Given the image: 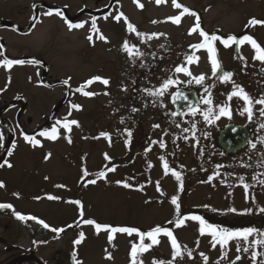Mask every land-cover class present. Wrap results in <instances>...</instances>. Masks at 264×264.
Wrapping results in <instances>:
<instances>
[{"label":"rangeland","instance_id":"1","mask_svg":"<svg viewBox=\"0 0 264 264\" xmlns=\"http://www.w3.org/2000/svg\"><path fill=\"white\" fill-rule=\"evenodd\" d=\"M177 2L199 15L200 27L207 33L224 38L251 35L264 47V26H248L253 17L264 20V0ZM139 4L136 0H0V61H26L11 70L0 67V162L4 165L0 167L4 185L0 197L42 216L57 229L63 228V232L53 233L60 238L48 245L46 253L61 251L64 257L75 252L82 264H132V244L140 243L136 233L105 229L97 233L84 220L142 232L157 225L171 230L182 256L173 260L170 239L161 234L158 245L138 255L143 264H153V260L205 264L201 253L208 258L206 264L234 260L236 264H261L264 256L253 261L252 251L264 252V247L237 253L235 240L222 258L221 247H213L212 237L201 235L199 221L190 217L201 216L233 230L253 227L264 231V184L254 179L264 173V128H260L264 116L259 112L264 106L255 104L249 120L246 112L241 115L246 107L242 99H227L232 81L253 100L264 97V63L253 59L256 53L248 43L225 47L216 41L222 71L234 74L224 83L222 72L213 75L206 50L190 47L202 40L198 33L189 35L196 17L185 14L177 25L168 18L182 9L175 8L172 0L159 5L156 0H139ZM49 10L53 14L45 15ZM121 13L117 21L115 17ZM93 20L106 40L94 32ZM69 22L83 23V27L70 29ZM128 23L146 35L130 32ZM89 35L92 41L87 39ZM125 41L143 56L135 55V49L130 56L122 47ZM190 56L199 61L189 64ZM180 65L192 76L176 73ZM201 74L206 79L197 84L193 77ZM96 76L109 81L107 85L94 81L85 87L84 91L96 95L77 91ZM169 78L180 83L162 96L146 91L159 88ZM205 88L215 105L230 103V118L221 116L209 124L200 113L174 117L170 98L176 90L193 89L201 99L207 95ZM206 107L201 103V109ZM3 119L8 127L1 123ZM65 120H76L78 126L73 125L69 132L63 128ZM232 125L245 127L251 134L248 146L235 155L225 153L218 144L219 133ZM54 126L58 130L55 140L38 135ZM25 136L41 143L34 146ZM173 170L180 173L181 180L172 175ZM101 172L105 175L100 176ZM244 184L249 186L247 190ZM174 196L179 212L172 203ZM74 201L83 205V217ZM178 216L189 217L181 227L175 223ZM80 233L84 237L75 244ZM253 238L258 237H250L249 242ZM144 242L151 243L147 237ZM240 243L241 248L246 246ZM238 255L240 260H236Z\"/></svg>","mask_w":264,"mask_h":264},{"label":"snow or ice","instance_id":"2","mask_svg":"<svg viewBox=\"0 0 264 264\" xmlns=\"http://www.w3.org/2000/svg\"><path fill=\"white\" fill-rule=\"evenodd\" d=\"M136 2L139 4V0H136ZM166 2H167V0H156V3L158 5L161 3H166ZM172 3H173V6L175 8L182 9V11L180 12L179 15L171 16L168 18L172 23L179 25L181 23L182 17L185 14H189V15L196 17V23L189 30V35L198 33L199 36L202 38V40L200 43L193 44L190 47L193 49H197V50H199V49L206 50V52L208 53L209 61H210L211 66H212L213 75H216V73L218 71L222 72L220 79L224 83H228L229 81H231V78L234 74L232 72L222 71L221 62H220L219 57H218V50L215 47L216 41H220L225 47H231L232 44H236L237 46H240V45H244L245 43H248L255 50V53H256L254 55L253 59L259 60L262 63H264V47H262L257 42V40L254 37H252L251 35H244L240 38H238L235 35H230L227 38H224L223 36H219L216 34H209L200 27V17L197 13H195L192 10H190L189 8L183 6L181 3H178L177 0H172ZM139 7L143 8V5L139 4ZM52 14H53L52 10H49L47 13H45V15H49V16ZM56 14L61 15V16L63 15L61 10H56ZM122 16H123V13L116 16L115 19L117 21H119ZM105 18H107V17H105ZM32 19L35 21L36 16L34 15L32 17ZM125 19H126V17H125ZM153 22L155 23V21H153ZM255 25L264 26V20H258L255 17H253L252 19L249 20L248 26H255ZM68 27L70 29L80 28V27H83V23L72 24L69 22ZM127 28L130 32H134L137 36L146 35V34L138 32L137 29L135 28V26L132 25L131 23H128ZM93 30H94V32L99 33V29L96 27L95 20H93ZM152 35L158 36L160 34L153 33ZM87 39L89 41H92L93 36L89 35L87 37ZM99 39L106 40L107 38L102 33H99ZM2 47L3 46L0 45V48H2ZM122 47L126 52L129 53L130 56L133 55L134 49H135V55L143 56V53L139 52L138 48H136L135 45L130 46L128 41H125L124 44L122 45ZM194 61L198 62L199 58L198 57H192V56L188 57V63L189 64H191ZM25 63H26V61L22 60V59H15L14 60V59L5 58L3 61H0V67H5L6 69L11 70V68L14 65H23ZM175 72L176 73H185L190 77L192 76L191 71L187 67H185L184 65L177 66L175 68ZM193 79L195 80V82L197 84H201L206 79V77L203 74H201L200 76L193 77ZM94 81H102V83H104L105 85H107L109 83V81L107 79H103L102 77L96 76V77H93L92 79L86 81L84 85H82L80 88L77 89V91L82 92L83 95L89 96V97L96 95V93H94V92L84 91L85 87L92 84ZM64 83L67 84L68 81H65ZM178 83H180V82L175 80V79L169 78V79L163 81V83L160 85L159 88H156L155 90L150 89V90H146V91H148L149 95L162 96L167 89H169L171 86H174ZM189 83H191V81H189ZM232 83H233L234 87H233V90L230 93H228V95H227L228 101L230 102L233 99V97H238V98L242 99L245 102L246 107L241 112V115H243L246 112L248 114L249 120H251L252 116H253V110H252L253 106L255 104H259V105L264 106V97H261L260 99L253 100L250 97V95L247 92H245L244 88L241 85L235 84L234 81H232ZM205 92L207 93V95L204 97H201V101H200L204 105H207V107L204 109H201L199 107V103L189 101V97L186 94L181 93V92H177V93L173 94L172 102L175 103L177 97L183 99L184 101L188 102V107H189V111H190L191 115L195 116L199 112L203 116V119L209 124H211L213 122V120L219 119L221 116H227L230 118L231 117L230 103L215 105L214 101L212 99L211 92H209L207 88H205ZM72 107L75 109L81 108L80 105H72ZM259 112H260L261 116H264V107H261ZM177 114H179V113H173V115H177ZM69 115H70V113H69ZM57 123L59 124L60 122L58 121ZM73 125L78 126V121H76V120H65V122L63 123V128H65L69 132H71V128ZM177 126L179 127V125H177ZM154 127H159V125H155ZM260 128H264V123L260 124ZM192 129L193 130L195 129V123L192 124ZM57 131H58L57 127L54 126L50 132L48 130H44V131H41L40 133H38V135L43 136V137H47L48 139L55 140L57 138ZM184 131L187 132V131H189V129H184ZM194 134L195 133L193 131V135ZM101 135H106V134L102 133ZM130 135H131V133L129 132V136ZM25 139L28 140L29 142H32L34 144V146L39 145L41 143L39 140H36L34 137L25 136ZM69 142H71L70 138H69ZM160 146L164 147L165 145L163 142H160ZM251 146H252V148H256L255 143H253ZM5 163H7V162H5ZM3 166L4 165L0 164V167H3ZM11 166H12L11 164H8V167H11ZM218 167H221V166H218ZM164 169H165V173L167 174L169 171V166H168L166 161L164 163ZM108 170L109 171H115V168H110ZM84 175L85 176L88 175L86 169H84ZM99 175L104 176L105 173L101 172V173H99ZM172 175H174L177 180H181V175L179 172H176L173 170ZM240 179H241V181H243L244 178L241 177ZM254 179H255V177H254ZM87 183L94 184V183H96V181L95 180H88ZM118 183H120V182H118ZM261 183L264 184V181H261ZM3 186H4L3 183L0 182V187H3ZM124 186L130 187V185H128L127 183H125ZM182 186L183 185H182V181H181V188H182ZM244 187L247 190V188L249 186L247 184H244ZM48 199H58V197L49 196ZM74 203L80 205V215H81V217H83V215H84L83 205L81 204L80 201H74ZM172 203L174 205H176L177 212H179L180 206L178 203V197L174 196L172 198ZM0 208L11 209V208H13V206L11 204H0ZM230 210L233 212L236 211L235 209H230ZM261 211H264V209H261ZM15 214H16V217L22 221H26L28 219H33V220L37 219L36 217L25 216L21 213H15ZM188 218L189 217H182L181 218L178 216V218L175 222L176 226L177 227L183 226L185 220ZM190 218L193 220L199 221V224H200L199 232L201 235L208 234L212 237V246L213 247H216V245H219L221 247L222 258L227 257L228 246L233 240L236 241L237 253H239L241 250L244 252H248L249 248L256 249L257 247H264V231H262L260 229L249 227V228L233 230V229L221 227L219 225L211 224L201 216H191ZM39 223L41 225H43L45 228L49 227V225L46 224L43 220H40ZM84 223L89 224V225H94L96 230H97V233H99V230H101V229L110 230L111 233L121 232V233H127L128 235H132L133 233H136L139 236L140 243L139 244H136V243L132 244L131 251H130V256L132 258V264H143L142 260H138V255L149 251L152 246L158 245L160 243L158 237L161 234L167 236L170 239L171 247L173 249V260H175L177 257H181L183 254L182 250H181V245L178 243L173 232L171 230H169L168 228H165V227H162L159 225L152 228L150 231L142 232L139 229L134 228V227L113 228L110 225H101L94 220H84ZM169 223H171V221ZM51 230L53 232H57V233L64 231L63 228H59V229L52 228ZM83 237H84V234L80 233V239H77L76 241H74V243L75 244L81 243V240L83 239ZM146 237L151 241V243L146 244L144 242ZM250 237H258V238H253L249 242ZM112 238H113L112 235H110L109 241H111ZM241 241H243L246 245L243 248H241V243H240ZM198 243L199 242L197 241V244ZM188 255L191 256V253L189 252ZM201 256L204 257L205 264H206L208 258L203 253H201ZM259 256H264V252H259L256 250L252 251L253 261H256L257 257H259ZM108 258H111V256L109 255ZM240 259H241V257L238 255L236 257V260H240ZM73 260L75 261V264H82L81 261L76 260V253L75 252H73ZM153 264H171V261L165 262V261L153 260ZM231 264H236V261L235 260L232 261ZM261 264H264V261H262Z\"/></svg>","mask_w":264,"mask_h":264},{"label":"flooded vegetation","instance_id":"3","mask_svg":"<svg viewBox=\"0 0 264 264\" xmlns=\"http://www.w3.org/2000/svg\"><path fill=\"white\" fill-rule=\"evenodd\" d=\"M157 69V68H156ZM251 138V134H250ZM255 178V181H264V173ZM9 198H1L0 204H11L13 208H0V264H71L72 253L62 257L61 251L54 255L47 254L49 244L59 240L58 235H53L51 225L47 220L30 210L14 207ZM15 213L36 217V220L22 221ZM43 220L49 225L45 228L39 223Z\"/></svg>","mask_w":264,"mask_h":264},{"label":"water","instance_id":"4","mask_svg":"<svg viewBox=\"0 0 264 264\" xmlns=\"http://www.w3.org/2000/svg\"><path fill=\"white\" fill-rule=\"evenodd\" d=\"M181 92L186 94L189 97V101L199 103V107L201 106L200 99L195 90L186 91L183 89H178L174 93ZM173 93V94H174ZM171 95V105L174 108V113H179L174 115L176 118H185L188 115H191L188 107V102L183 99L177 97L176 102H172ZM250 141V133L249 131L242 126H229L220 132L218 137L219 146L225 150L228 154H234L246 148ZM71 264H75L73 258L71 259Z\"/></svg>","mask_w":264,"mask_h":264},{"label":"bare ground","instance_id":"5","mask_svg":"<svg viewBox=\"0 0 264 264\" xmlns=\"http://www.w3.org/2000/svg\"><path fill=\"white\" fill-rule=\"evenodd\" d=\"M49 86H52V85H49ZM3 125L7 126V123L5 122V120L3 119L2 122H1ZM8 127V126H7Z\"/></svg>","mask_w":264,"mask_h":264}]
</instances>
